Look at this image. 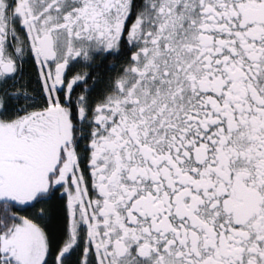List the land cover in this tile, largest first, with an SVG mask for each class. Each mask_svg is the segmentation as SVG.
I'll use <instances>...</instances> for the list:
<instances>
[{
	"label": "snow or ice",
	"instance_id": "1",
	"mask_svg": "<svg viewBox=\"0 0 264 264\" xmlns=\"http://www.w3.org/2000/svg\"><path fill=\"white\" fill-rule=\"evenodd\" d=\"M0 264H264V0H0Z\"/></svg>",
	"mask_w": 264,
	"mask_h": 264
}]
</instances>
